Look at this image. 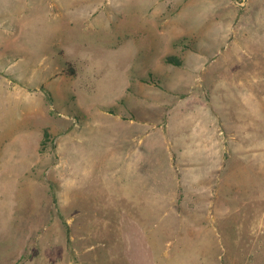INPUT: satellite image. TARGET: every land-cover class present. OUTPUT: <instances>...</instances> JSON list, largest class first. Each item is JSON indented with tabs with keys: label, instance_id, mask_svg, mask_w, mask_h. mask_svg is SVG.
<instances>
[{
	"label": "rangeland",
	"instance_id": "374dc122",
	"mask_svg": "<svg viewBox=\"0 0 264 264\" xmlns=\"http://www.w3.org/2000/svg\"><path fill=\"white\" fill-rule=\"evenodd\" d=\"M0 264H264V0H0Z\"/></svg>",
	"mask_w": 264,
	"mask_h": 264
},
{
	"label": "crops",
	"instance_id": "0c3cea01",
	"mask_svg": "<svg viewBox=\"0 0 264 264\" xmlns=\"http://www.w3.org/2000/svg\"><path fill=\"white\" fill-rule=\"evenodd\" d=\"M182 113H183V111H181L179 114H173L172 117H170V120L173 119L174 124H175L174 126H176L177 129H174V128L172 129L171 128V126L169 125V123H170V120H169L168 123L164 125V128H163L164 130H162L163 137H166L167 136V137H170V138H174V137H176L178 135H184L186 133H190V132H192V131H194L196 129V128H194V126H196V122L193 125H189L187 123V120L188 119H186L184 121V120H182V118H180L181 115H183ZM197 122L198 123L200 122V115H198V117H197ZM148 136H149V134H147V137ZM147 142H148L147 143V146L146 145L145 146H141L140 148L147 147V149H149V148L155 149V145H153V142H151V140L150 141H147ZM137 151H139V150H137ZM134 163H137L136 166H141L144 163H147V164H150L151 163L152 164V170L154 168V166H153V163H154L153 162V159L152 160H149V158H148V159H146V160H144L142 162L139 159H137V161H134V162L131 163V167L134 166L133 165ZM153 176H154V172L152 173V176H151L152 177V179H151L152 188H151L150 191H149V189H147L146 192H145L146 195H145V198L144 199H146L147 201L154 199L153 196L155 194V188H154V178H153ZM144 187H145V185L143 186V188ZM124 189H125V187L122 189V192L121 193H124ZM125 192H126V190H125ZM131 194L134 195V190H132V193ZM131 199H133V198L131 197ZM136 199H138V198H136ZM120 200H123V199H120Z\"/></svg>",
	"mask_w": 264,
	"mask_h": 264
},
{
	"label": "trees",
	"instance_id": "16d2710c",
	"mask_svg": "<svg viewBox=\"0 0 264 264\" xmlns=\"http://www.w3.org/2000/svg\"><path fill=\"white\" fill-rule=\"evenodd\" d=\"M165 61L167 62V63H169V64H172V65H175V66H180L181 65V62H180V60H178L177 58H175V57H167L166 59H165Z\"/></svg>",
	"mask_w": 264,
	"mask_h": 264
}]
</instances>
